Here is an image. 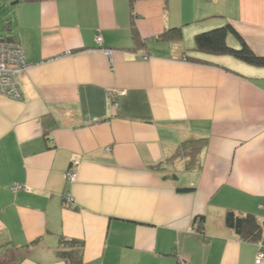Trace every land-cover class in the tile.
<instances>
[{"label":"crops","instance_id":"crops-1","mask_svg":"<svg viewBox=\"0 0 264 264\" xmlns=\"http://www.w3.org/2000/svg\"><path fill=\"white\" fill-rule=\"evenodd\" d=\"M9 8L7 32L30 67L21 99L0 96V254L7 244L16 264H69L56 254L64 237L83 243L81 264H257L259 243L241 240L224 215L256 214L264 237V66L191 48L196 33L230 22L264 56V0ZM174 26L180 41L156 38ZM195 138L206 142L194 167L170 159ZM14 183L28 190L12 192Z\"/></svg>","mask_w":264,"mask_h":264},{"label":"trees","instance_id":"trees-1","mask_svg":"<svg viewBox=\"0 0 264 264\" xmlns=\"http://www.w3.org/2000/svg\"><path fill=\"white\" fill-rule=\"evenodd\" d=\"M8 1L10 4L15 5L20 1L35 0ZM8 26L9 23L7 22V31L9 28ZM130 30L134 47H139L141 45V38L134 24L131 25ZM229 35L235 37L238 46H232L228 43L227 39ZM156 38L160 40L180 41L182 38V29L179 26L165 28L162 32L156 35ZM0 41L17 42L16 37L9 34L0 38ZM191 50L198 54L230 55L251 65L264 66V56L256 54L230 22L196 33L193 37V47ZM186 57L189 61L198 62L201 60L200 58L189 55H186ZM186 57L184 55V58ZM205 142V138L184 140L178 144L170 159L181 157L184 159L185 168L190 169L198 163V156ZM177 190L180 192H191L194 188L182 187ZM62 203H65V195L62 197ZM202 220L203 217H199V225L201 226ZM224 222L225 225L232 229L241 240L258 242L263 249V223L256 214L250 212H236L232 209H227L224 215ZM59 245L60 246L56 251L57 256L67 260L69 264H81L80 252L83 246L81 241L61 237ZM4 248L5 250L0 254V264H16L17 257L13 255L14 251L7 244H5Z\"/></svg>","mask_w":264,"mask_h":264},{"label":"built area","instance_id":"built-area-1","mask_svg":"<svg viewBox=\"0 0 264 264\" xmlns=\"http://www.w3.org/2000/svg\"><path fill=\"white\" fill-rule=\"evenodd\" d=\"M94 39L98 45H101V35L97 34ZM103 51L108 56H110L112 52L108 48H105ZM68 54H71V52L65 53V55ZM29 67L30 64L26 62L19 43L0 41V96L14 100L21 99L20 77ZM123 92L124 91L117 90L116 94L121 95ZM108 94L112 100H115L116 94L113 93V91H108ZM106 150H109V148H106ZM75 167L76 161H73L66 170L65 180L67 182H73L75 180ZM10 188L12 192H16L19 189L28 190V187L21 183H14ZM65 204L73 207V198L70 194L65 195ZM263 261L264 250L262 249L261 244H259L255 263L259 264ZM176 264H184V262L178 259Z\"/></svg>","mask_w":264,"mask_h":264},{"label":"rangeland","instance_id":"rangeland-1","mask_svg":"<svg viewBox=\"0 0 264 264\" xmlns=\"http://www.w3.org/2000/svg\"><path fill=\"white\" fill-rule=\"evenodd\" d=\"M12 4L8 0H0V38L4 37L6 34H8L6 28H7V22H8V9ZM16 255L15 252L13 254ZM17 261V260H16Z\"/></svg>","mask_w":264,"mask_h":264}]
</instances>
